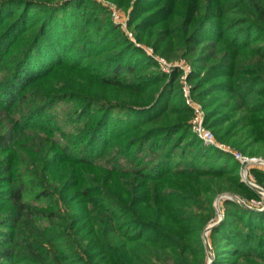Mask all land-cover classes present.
<instances>
[{
  "label": "trees",
  "instance_id": "obj_1",
  "mask_svg": "<svg viewBox=\"0 0 264 264\" xmlns=\"http://www.w3.org/2000/svg\"><path fill=\"white\" fill-rule=\"evenodd\" d=\"M116 1L138 42L191 63L218 140L264 158V0ZM182 74L93 0H0V264H205L226 193L252 208L221 199L214 264H264L262 195L191 130Z\"/></svg>",
  "mask_w": 264,
  "mask_h": 264
},
{
  "label": "built area",
  "instance_id": "obj_2",
  "mask_svg": "<svg viewBox=\"0 0 264 264\" xmlns=\"http://www.w3.org/2000/svg\"><path fill=\"white\" fill-rule=\"evenodd\" d=\"M99 1H104L106 3L110 0H99ZM111 8L113 10L114 18L116 20H119L120 24H122L124 27H128L129 14L126 19H121L122 17L118 13V10H115L112 6ZM138 45L143 46L142 44H138ZM143 48H145L149 56H151L157 61L161 71L167 74L172 73L176 68H179L183 71V74L181 77L182 87H183L184 96L186 98L187 104L193 108V115L190 120V126L194 134H196L199 138H201L205 144L215 146L227 153L234 155L235 158L241 162V164L248 163L247 167L249 165L258 164V163L264 165L263 157L257 158V157L247 156L243 154L242 152L238 151L237 149L233 148L232 146L221 142L220 140H218L214 131L206 125L205 123L206 111L203 108V106L194 99L193 94H192V84L188 81V75L193 70V67L187 59L169 61L165 57L158 54L153 47L146 46ZM247 167H246V170H247ZM253 202L255 205H258V206L262 205V208L264 209L263 203L261 204V202L259 201H253Z\"/></svg>",
  "mask_w": 264,
  "mask_h": 264
},
{
  "label": "rangeland",
  "instance_id": "obj_3",
  "mask_svg": "<svg viewBox=\"0 0 264 264\" xmlns=\"http://www.w3.org/2000/svg\"><path fill=\"white\" fill-rule=\"evenodd\" d=\"M95 1L96 3L102 5V7L104 8L105 10V14L116 24L120 27L121 30H123L126 35L130 38V40L135 43L138 47L142 48L145 50V48L143 47H146L147 45H145L144 43H141V42H138L137 39H136V35L133 31L132 28H130L129 26L128 27H124L122 24H120L119 20H116L113 16V10L111 8V6L115 9V10H118V13L120 14V16L122 17L121 19H126L130 10H131V6L133 5V1H131L130 5L126 6V5H121L118 1L116 0H110L106 3L104 1H99V0H93ZM138 44H142L143 46H139ZM146 51V50H145ZM147 53V51H146ZM148 54V53H147ZM154 59V58H153ZM160 68V67H159ZM56 115L58 116L59 120L64 122V118L66 117V113L68 111H70V105L67 104V103H60L59 105L56 106V108L54 109ZM257 158H260V157H257ZM251 168H258V169H261L264 171V165L263 164H252V165H249L247 167V170H246V177L247 179L251 180L253 183L259 185L257 182H256V178L252 175V173L249 171ZM241 174H242V170H241ZM242 180L246 182V180L244 179V177L242 176ZM247 183V182H246ZM260 186V185H259ZM262 187V186H261ZM257 190V189H256ZM258 192H260L259 190H257ZM261 195H262V200H260L259 202H261V204L263 203L264 205V193L260 192ZM226 198V197H224ZM223 199V198H222ZM242 200V199H241ZM244 201V200H243ZM253 201H256V200H253ZM254 203V202H253ZM220 211L223 213V206H222V202H220V207H219V210H217V217L212 219L211 220V223H215L219 220L220 218ZM210 235V234H209ZM210 242H211V239H210ZM212 245V243H211ZM213 248V247H212ZM210 263V257L208 256L207 257V261L205 264H209Z\"/></svg>",
  "mask_w": 264,
  "mask_h": 264
},
{
  "label": "water",
  "instance_id": "obj_4",
  "mask_svg": "<svg viewBox=\"0 0 264 264\" xmlns=\"http://www.w3.org/2000/svg\"><path fill=\"white\" fill-rule=\"evenodd\" d=\"M253 162H254V161H253ZM247 165H248V163H244V164H242V167H241V170H242V174H243L244 179H245L246 182H247L249 185H251L254 189H257V190H259L260 192L264 193V188H263V187H261V186L255 184V183H253L251 180L247 179V177H246V167H247ZM224 197H226V198H236V199H237L238 201H240L243 205H245V206H247V207H250L245 201L241 200L240 197H238V196H234V195H232V194H228V193H226V194H222V195H220V196L216 199V201H215V207H216L217 210H219L221 199L224 198ZM250 208H252V207H250ZM219 215H220L219 220H218L217 222L212 223L211 225H209V226L206 228L205 232H204V241H205L206 249H207V251H208V255H209V257H210V263H209V264H214V261H215V254H214V251H213V248H212L211 242H210L209 234H210V232L213 230V228H214L215 226H217V225L223 220L224 216H223V213H222L221 211H220V214H219Z\"/></svg>",
  "mask_w": 264,
  "mask_h": 264
}]
</instances>
